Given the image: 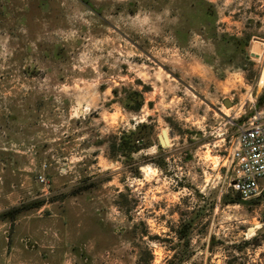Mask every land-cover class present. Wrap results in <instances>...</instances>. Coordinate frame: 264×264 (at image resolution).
Returning a JSON list of instances; mask_svg holds the SVG:
<instances>
[{
    "label": "rangeland",
    "instance_id": "rangeland-1",
    "mask_svg": "<svg viewBox=\"0 0 264 264\" xmlns=\"http://www.w3.org/2000/svg\"><path fill=\"white\" fill-rule=\"evenodd\" d=\"M263 95L264 0H0V264H264V191L224 201Z\"/></svg>",
    "mask_w": 264,
    "mask_h": 264
},
{
    "label": "built area",
    "instance_id": "built-area-1",
    "mask_svg": "<svg viewBox=\"0 0 264 264\" xmlns=\"http://www.w3.org/2000/svg\"><path fill=\"white\" fill-rule=\"evenodd\" d=\"M238 113V117L248 116L239 126L233 137L229 160V188L246 201L259 196L264 191V109L258 110L255 104ZM41 182H46L39 175Z\"/></svg>",
    "mask_w": 264,
    "mask_h": 264
},
{
    "label": "trees",
    "instance_id": "trees-1",
    "mask_svg": "<svg viewBox=\"0 0 264 264\" xmlns=\"http://www.w3.org/2000/svg\"><path fill=\"white\" fill-rule=\"evenodd\" d=\"M245 44L248 45V42L246 41ZM263 99L264 95L260 97V100ZM137 104L138 105L135 108L136 110L140 108L141 101H138ZM150 133L151 127L147 123H140L135 127V129L130 131H124L122 135H120L116 140H114L110 145L111 152L113 154L119 153V156H126L130 154V152L148 148L150 146ZM224 201L227 203L237 204L247 203V201H244L239 194L233 192L231 189L224 196ZM38 204L42 205V202ZM19 209L20 208H13L11 210L5 211L1 214V216L5 219L9 218L10 215H12L13 217ZM190 226V223L183 224V228L179 233V236L181 238L188 239V231Z\"/></svg>",
    "mask_w": 264,
    "mask_h": 264
},
{
    "label": "water",
    "instance_id": "water-1",
    "mask_svg": "<svg viewBox=\"0 0 264 264\" xmlns=\"http://www.w3.org/2000/svg\"><path fill=\"white\" fill-rule=\"evenodd\" d=\"M169 133L167 132L166 129H163L161 131V133L158 135V141H159V145L164 148V147H167L169 146ZM264 230V227H261L257 233L261 232Z\"/></svg>",
    "mask_w": 264,
    "mask_h": 264
},
{
    "label": "bare ground",
    "instance_id": "bare-ground-1",
    "mask_svg": "<svg viewBox=\"0 0 264 264\" xmlns=\"http://www.w3.org/2000/svg\"><path fill=\"white\" fill-rule=\"evenodd\" d=\"M259 85L261 86V85H262V83H260ZM168 141H169V144H170V136H169V140H168Z\"/></svg>",
    "mask_w": 264,
    "mask_h": 264
},
{
    "label": "flooded vegetation",
    "instance_id": "flooded-vegetation-1",
    "mask_svg": "<svg viewBox=\"0 0 264 264\" xmlns=\"http://www.w3.org/2000/svg\"><path fill=\"white\" fill-rule=\"evenodd\" d=\"M82 1L85 2V3L87 2V0H82Z\"/></svg>",
    "mask_w": 264,
    "mask_h": 264
}]
</instances>
